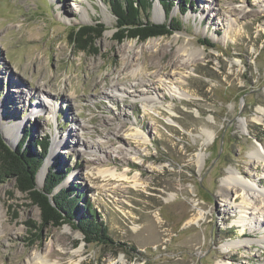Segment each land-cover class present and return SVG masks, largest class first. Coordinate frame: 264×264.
<instances>
[{"label":"rangeland","instance_id":"1","mask_svg":"<svg viewBox=\"0 0 264 264\" xmlns=\"http://www.w3.org/2000/svg\"><path fill=\"white\" fill-rule=\"evenodd\" d=\"M152 1L144 19H174L180 31L118 43L109 0H0V130L22 125L14 148L28 135L50 136L38 188L51 169L65 173L56 191H78L75 222L90 201L113 240L87 244L70 225L32 235L27 224H40L41 211L8 179L0 264H40L38 255L47 264H217L229 255L264 264L259 225L240 224L239 202L222 191L233 170L264 181V162L253 159L264 144V0H190L169 20ZM96 24L107 29L99 54L77 53L72 30ZM152 39L161 44L141 47ZM116 84L127 94L113 92ZM176 87L185 97L170 94ZM156 94L155 108H145L143 98ZM243 229L254 235L243 238ZM251 237L248 248L227 249Z\"/></svg>","mask_w":264,"mask_h":264},{"label":"trees","instance_id":"2","mask_svg":"<svg viewBox=\"0 0 264 264\" xmlns=\"http://www.w3.org/2000/svg\"><path fill=\"white\" fill-rule=\"evenodd\" d=\"M109 2L118 22L116 26L118 43H123L127 39L146 41L180 31L181 23L177 20L171 19L169 23L158 25L144 19L151 11L152 0H109ZM159 2L166 10L168 20L169 13L177 3L184 9L186 5H192L190 0H159ZM106 30L102 24L80 26L72 30L69 42L77 53L97 55L100 52L97 42ZM201 42L203 45L213 47L209 40H201ZM51 144L50 136L32 142L28 135L17 148L13 149L5 142L0 132V183L8 179L15 180L16 188L26 194L32 205L37 206L41 211V223L27 224L28 231L34 236L37 234L40 236L43 228L48 225L61 227L68 224L84 236L87 244L113 243L107 225L97 219L90 201L84 203L86 213L77 223L75 222L80 214L79 204L82 202L77 194L78 191L69 188L56 191L64 184L65 173L51 169L45 179L44 187L38 188L37 175L49 155ZM37 148L40 149L39 152ZM39 239L34 240L32 245Z\"/></svg>","mask_w":264,"mask_h":264},{"label":"bare ground","instance_id":"3","mask_svg":"<svg viewBox=\"0 0 264 264\" xmlns=\"http://www.w3.org/2000/svg\"><path fill=\"white\" fill-rule=\"evenodd\" d=\"M157 23H161L162 20L160 18L156 19ZM108 34V33H107ZM160 39H152L146 44H142L141 47L144 49L145 46H151L153 48L157 47L160 43ZM154 45V46H153ZM127 49H133V46H127ZM183 54L187 53V56L189 55V51L187 48L183 47L182 48ZM191 54H195L198 56H201V54H197V52L192 51ZM131 63V62H130ZM129 64V63H128ZM136 74V72H134ZM161 76V75H159ZM161 79V77H160ZM113 92H117L120 96L123 97V95H126L127 92L125 88H123L121 85L119 86L118 84L114 85L113 87ZM132 89V88H130ZM170 94L177 95L178 98H183L185 97V94L180 92V89L176 87L175 91L170 90ZM24 90H19V93L16 96H19L20 94L24 93ZM129 94V93H128ZM10 95V94H9ZM50 95L45 97V101H50ZM159 101L158 95H152L148 96L146 98H143V105L145 108L151 106L155 108L156 104ZM151 104V105H150ZM44 105L43 101L39 102L38 108H41ZM2 111V108L0 109V112ZM21 124L13 125L12 127L7 128L5 132L3 131L4 138L8 141V143H13L12 141H17L19 140V134L21 132ZM78 127V126H77ZM133 137H141L143 141L146 140V136L141 135L140 133L137 132V135L134 134ZM64 146L65 142H61L60 146ZM54 154V152H53ZM54 156V155H52ZM52 158V157H51ZM253 159L257 161H262L264 162V144H261V149L260 150H255L253 153ZM49 167V161L46 164V166L41 170V173L38 177L39 180H42V176L45 175L47 169ZM108 172H111L110 170H107ZM111 176H114V172H111ZM264 181L261 179L259 181L253 180L248 173H244L241 170L237 171H229L228 175L223 179V186H222V191H224L225 195L227 197H230V200L233 204L236 202H239L237 208L239 211H241V218H240V224H249L251 225L252 223H257L259 225V231L261 234H264ZM263 186V189H259ZM256 215L259 216V221H256ZM242 237L244 238L245 235H250L253 236V232L247 233L245 229L242 231ZM252 237L251 238H245L243 241L234 242L232 244H229L227 246L228 248H234L236 250H243L248 248L253 242H252ZM260 244H264V235H262L261 239L259 240ZM36 262L40 264H47V260L45 257H42L40 255L36 256ZM236 257L228 256L227 260L218 262L217 264H233L231 261H236ZM112 264H124L122 260L118 262H114Z\"/></svg>","mask_w":264,"mask_h":264},{"label":"water","instance_id":"4","mask_svg":"<svg viewBox=\"0 0 264 264\" xmlns=\"http://www.w3.org/2000/svg\"><path fill=\"white\" fill-rule=\"evenodd\" d=\"M154 38H157V37H154ZM0 132H1V134H2V136H3V133H2V131L0 130ZM3 138H4V136H3ZM4 140H5V142L11 147V148H13V149H15L13 146H12V144H10V143H8L7 142V140L4 138ZM38 186V185H37ZM40 189V188H39ZM65 225H68V224H65Z\"/></svg>","mask_w":264,"mask_h":264}]
</instances>
